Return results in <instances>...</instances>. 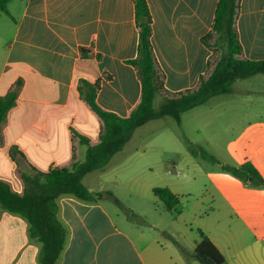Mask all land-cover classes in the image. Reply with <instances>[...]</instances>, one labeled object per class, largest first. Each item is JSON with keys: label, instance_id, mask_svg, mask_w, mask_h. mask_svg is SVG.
<instances>
[{"label": "crops", "instance_id": "crops-1", "mask_svg": "<svg viewBox=\"0 0 264 264\" xmlns=\"http://www.w3.org/2000/svg\"><path fill=\"white\" fill-rule=\"evenodd\" d=\"M147 2L164 87L154 102L162 103L165 96L196 89L214 69L215 38L208 41L212 47L203 38L212 30L219 0ZM8 9L12 22L0 29V96L17 91L18 100L0 124V181L23 194L34 190L23 174L72 169L85 161L89 146L98 144L103 123L80 97V80H100L98 105L122 119L140 103L141 81L127 63L138 55L139 30L133 0H13ZM237 30L242 57L264 60V0H241ZM81 48L90 56L83 58ZM179 123L188 136L185 159L206 177L197 202L169 211L151 199L157 186L133 167L124 178L110 176L119 157L135 152L129 158L135 161L136 154L152 151L132 147L131 138L105 168L84 176L96 202L72 195L56 199L57 218L67 231L58 264H200L193 257L200 231L227 264H264V188L245 185L222 170L223 164L251 162L264 178V74L237 80L232 93L212 97L184 113ZM190 145L212 150L217 168L201 167ZM153 151L156 160L145 169L162 164L165 149ZM120 183L142 202L129 207L147 218L142 225L118 208L112 187ZM167 187L179 197L176 187ZM41 248L30 236L28 220L0 205V264H41Z\"/></svg>", "mask_w": 264, "mask_h": 264}, {"label": "trees", "instance_id": "trees-1", "mask_svg": "<svg viewBox=\"0 0 264 264\" xmlns=\"http://www.w3.org/2000/svg\"><path fill=\"white\" fill-rule=\"evenodd\" d=\"M11 1L13 0H0V11L8 16L10 15L8 4ZM133 1L139 30L138 55L127 63L136 69L141 81L140 103L128 118L122 119L98 105L100 80L95 82L80 80L78 85L80 97L103 123L99 142L95 146H89L85 161L75 163L72 169L55 167L48 172L23 174V182L34 187V190H26L23 194L15 192L8 183L0 181V205L28 220L30 236L42 244L39 257L41 264H58L67 241L66 228L57 218L56 199L61 195H72L85 202H96V195L83 183L84 176L105 168L117 153L123 151L138 128L164 117H172L180 122L184 113L205 104L212 97L232 93L237 80L264 74V60L250 61L242 57L243 49L237 30L241 0H219L212 30L203 38V42L212 47L208 41L215 38L216 43L221 42L225 47L224 54L209 76L201 78L196 89L165 96L159 109H156L154 100L164 87L152 47V16L147 0ZM80 51L83 58L90 56L89 49L81 48ZM17 100V91L0 96V124L17 105ZM80 140L84 144H89L86 138L81 137ZM190 149L196 155L217 162L214 156L199 146L190 145ZM16 154L17 148L12 147L10 155L14 161H17ZM222 170L245 185L264 188V178L251 162L241 166L223 164ZM153 194L169 211L180 205V198L168 187H156ZM116 202L119 203L118 200ZM199 234L200 242L193 257L200 264H227L226 258L211 239L201 231Z\"/></svg>", "mask_w": 264, "mask_h": 264}, {"label": "rangeland", "instance_id": "rangeland-1", "mask_svg": "<svg viewBox=\"0 0 264 264\" xmlns=\"http://www.w3.org/2000/svg\"><path fill=\"white\" fill-rule=\"evenodd\" d=\"M5 22L12 21L7 14L0 11V29L4 28L3 24ZM214 47L215 58L216 60H219L225 52V47L221 42L219 44V42L216 43V41H214ZM160 105L161 103L158 100L154 102L156 109H159ZM143 128L144 129L141 128L142 131L136 130L134 132L131 146L138 148L145 147L152 151L145 157H139L140 153L136 154L135 161L129 159L135 152L130 153L124 160L119 157L120 162L118 160L115 161V166L113 167L110 176L119 175L124 178V176H128V170L133 167L132 171L139 172V176L151 185L157 187L173 185L176 187L177 191H179L178 193L181 200L180 206L177 210H181V208L186 207L189 203L197 202L199 195L204 188L206 177L200 173V170L197 167L193 166L190 161L185 159L189 156L187 153L189 151L186 148L188 145V136L185 128L172 117H166L161 121L154 123V125ZM157 147H161L166 151L165 154L162 152L160 153V160L162 162L161 166L155 168V170L145 169L144 167L148 162H154L156 160L155 156L158 152L153 151V149ZM201 148L208 154L216 156L212 150L203 147ZM129 150L130 149H128V153ZM192 156H194V159L197 160L199 165L206 170L211 169L212 167L217 168L216 166H218L216 162L206 159L202 155L192 153ZM126 160L128 161L124 163ZM131 164L132 166H129ZM175 165L176 168H174ZM137 166H139V168ZM112 190L119 198L121 205H118V208L123 214L137 225H142L147 218H141L138 215V212L129 209L130 206H140L142 202L139 199H136L137 197L134 198L130 195L128 186L123 185L122 183H120L117 188L116 185L113 186ZM150 196L152 200H156V202L163 207V203L155 198L154 194L151 192ZM195 232H198V229H195Z\"/></svg>", "mask_w": 264, "mask_h": 264}]
</instances>
